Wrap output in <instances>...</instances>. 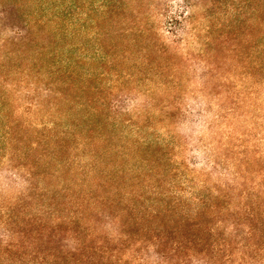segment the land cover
<instances>
[{
	"label": "rangeland",
	"instance_id": "1",
	"mask_svg": "<svg viewBox=\"0 0 264 264\" xmlns=\"http://www.w3.org/2000/svg\"><path fill=\"white\" fill-rule=\"evenodd\" d=\"M115 2L5 0L9 26L29 30L38 20L32 32L40 34L51 19L59 24L57 59L67 58L71 67L57 75H69L75 105L85 109L73 111L71 131L88 123L95 136L111 131L107 119L122 118V144L135 154L103 160L107 170L96 181L89 165L79 168L82 153L71 137L57 187L0 211V264H264V158L253 174H236L243 178L232 170L237 159L243 172L247 156L264 152V0ZM111 30L123 36L113 39ZM25 91L9 93L0 110V199L7 203L23 189L17 180L8 187L7 179L25 173L36 156L7 165L5 141L31 114ZM218 104L225 107L218 111ZM217 111L225 121L242 117L240 135L225 140L226 124L215 126L212 142L191 122L212 120ZM49 128L37 134L62 129ZM138 135L147 144H134ZM252 143L257 154L249 153ZM215 151L213 169L207 162ZM92 201L102 215L92 212ZM8 213L14 223L6 222ZM115 215L120 240L106 233ZM9 232L14 246L7 245Z\"/></svg>",
	"mask_w": 264,
	"mask_h": 264
},
{
	"label": "trees",
	"instance_id": "2",
	"mask_svg": "<svg viewBox=\"0 0 264 264\" xmlns=\"http://www.w3.org/2000/svg\"><path fill=\"white\" fill-rule=\"evenodd\" d=\"M112 1L114 2V0H109V2ZM119 1L120 0H116L115 3H119ZM115 6L114 4L113 7ZM7 10L8 6H5V0H0V110H2V107L9 98V93H14L17 88H23L26 90L23 99L25 103H29L28 110L31 112L29 120L26 121L25 124H22L24 125L22 131H19L15 136L7 135L8 139L5 141L9 150L7 165L8 167H15L13 166V162L19 159L27 160L34 154H36V156H33L35 158L34 164L27 168L25 173L18 174L16 172L7 179L6 183L8 187L17 183V180L21 183L23 189H21L22 191L18 192L16 197L12 198L9 203H7L6 200L0 199V211L2 209L9 211L13 206L20 204V202L24 200H31L32 202L36 194H41L43 191L46 193L57 185L56 181L59 180L61 171L64 170L66 164L70 162L68 160H63L61 155H63V153L66 154V152L69 153L73 148L67 143L71 137L76 139L75 149L80 150L82 153L83 158L78 160L79 168L89 165L87 172L92 174V178H95L96 181L102 180L104 177L102 174L107 170L103 160L111 161L112 158L117 159L122 155L132 157V155L134 156L135 154L132 151V148H135L134 146L128 148V143L122 144L123 135L121 132L123 131L120 132L123 124L122 120H124L122 118H115L111 120V122H108L107 119L105 124L111 128V131L96 132L95 136H93L90 131L86 130L88 123L85 125L83 124L84 126H81L80 123L74 124L77 132L71 131V125L68 122L70 118L77 117L78 115V113H74L73 111H77V109L82 111L85 109L82 103L75 105L76 103L71 94L74 88L71 82L67 80L69 75L63 80L57 75L62 72H64L65 75L68 74L71 67V63L67 58L57 59L58 55L56 49L60 46L58 39L62 34L58 26L59 24H54L55 19H51L49 22H51L53 26L49 29L47 28V30H49L48 34L46 33L47 30L45 32L42 30L40 34H34V32H32V27L37 25L40 21L37 20L29 24V30L9 26L11 18L8 16L9 13ZM116 31L117 30H111L107 35L111 36V34H114V36L112 35L113 39L123 36V34ZM129 34L131 35L132 33ZM9 83L11 86H8ZM59 87L64 88L65 91L63 92V89H58ZM31 94L36 97L34 100L29 98ZM158 105L159 104L155 103L152 106L156 108ZM223 107H225L223 104H218L217 110L220 111ZM218 113L215 114L212 120L205 119L204 116H202L195 120L192 119L191 122L197 123L201 128L207 131L209 136H211L210 140L212 139V142L216 140L217 137L215 126L218 128L226 124L224 126L225 130L222 133L225 140L226 138H233L240 135L238 133H240V128H242L241 126L243 125L242 117H231V120L225 121L224 116ZM136 118L142 121L151 120V117L144 118L138 116ZM161 120L164 121V119ZM161 120H158V122ZM87 122L91 124L94 123L92 120H88ZM134 124L137 129L142 130V128L145 127V125L141 127L139 124ZM51 125H53L54 128L59 126L62 129L50 132L44 136H39L37 134V129L39 127L44 126V129H47ZM94 126L100 125L95 124ZM147 126L151 127V125ZM15 127L11 126L10 129L12 130ZM51 129L49 128L50 131ZM7 134L10 133L7 132ZM242 134L244 133L242 132ZM1 137L4 138L5 134H1L0 138ZM235 139H237V137ZM41 142L43 144H41ZM147 142L148 140L146 138L138 135L133 143L147 144ZM254 145V143L250 145L249 153H253L256 150L255 148L253 149ZM39 148H41L40 152ZM126 149L128 150L127 153L125 151ZM217 152L218 151H215L207 162V165L213 169L219 164ZM255 154H257V151H255ZM255 157L248 158L247 156L244 162L245 166L243 172H238L241 159H237L238 162L232 165L233 174H235L233 177L243 178L242 175L236 176V174L244 172L253 174L252 168L254 165L258 166L259 161L263 160L264 152L262 154L260 153L258 157ZM26 165L29 164L27 163ZM241 165H243V163ZM39 166H42V168L46 170L52 168L54 171H51V173L48 172L46 176L42 174L34 175L32 172L33 168ZM41 181L45 183L42 187L39 186V182ZM98 185L99 184H97V186ZM99 186H101V183ZM88 187L89 196L95 198V196H92L94 194L92 192L93 185ZM99 202L103 204L102 200ZM109 204L110 203H107L106 206H109ZM89 207H92L91 210L95 215H102V212L98 210V206L95 205L93 201ZM7 211H4V213L6 214ZM6 216V222H15L14 218L9 216V213ZM119 217V215H115L107 220L109 230L106 233H108L111 240H120V238L123 237L122 233L118 230L120 224ZM13 237V233L9 232L6 240L8 246L15 245Z\"/></svg>",
	"mask_w": 264,
	"mask_h": 264
}]
</instances>
